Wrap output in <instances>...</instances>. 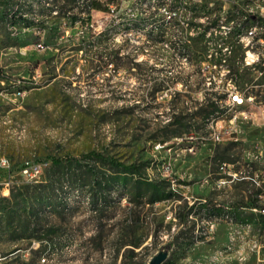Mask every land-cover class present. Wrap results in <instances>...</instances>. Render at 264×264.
Masks as SVG:
<instances>
[{"label": "rangeland", "instance_id": "374dc122", "mask_svg": "<svg viewBox=\"0 0 264 264\" xmlns=\"http://www.w3.org/2000/svg\"><path fill=\"white\" fill-rule=\"evenodd\" d=\"M157 3L0 0V159L10 163L0 167V264H151L162 253L168 254L163 264H213L228 239L223 219L235 220L250 241L264 234L255 212L241 209L256 201L255 187L236 181L219 189L216 182L226 176L225 164L237 172L264 169V156L255 154L264 150V120L255 108L264 87H250L261 86L264 75L242 66L243 48L236 46L230 65L238 85L256 96V115L241 124L238 142L204 139L225 108L212 114L210 96L196 92L211 50L202 32L191 29L213 25L212 13L200 20L203 8L261 12L264 0H179L177 7L189 12L177 18ZM159 86L173 90L153 96L151 87ZM92 151L143 164L144 176L164 181L173 196L135 206L115 189L113 206L94 212L87 188L63 184L66 214L47 213L40 229L28 218L25 187L46 184L52 173L67 176L69 169L53 168V161L66 165ZM35 166V177L24 173ZM216 218L215 238L205 242L209 219ZM48 228L57 232L54 242L43 237ZM236 236L224 263L257 264L255 254L238 260ZM131 238L143 241L134 254L122 245Z\"/></svg>", "mask_w": 264, "mask_h": 264}, {"label": "built area", "instance_id": "2783aa9c", "mask_svg": "<svg viewBox=\"0 0 264 264\" xmlns=\"http://www.w3.org/2000/svg\"><path fill=\"white\" fill-rule=\"evenodd\" d=\"M163 13L167 17H178L185 12V10L179 9V7L171 8L169 5L163 7ZM255 10L253 8L242 7H223L219 9L203 8L202 17L200 20L205 19V13H213L214 23L213 25L205 24H192V31L200 33L203 37H206V44L210 48V53L204 60V70L202 74L203 88L196 91L199 94H206L210 96V100L214 101L219 109L228 108L232 102L249 103L250 111L241 114L239 119H232L231 124H244L250 122L252 117L256 115L253 108H251V101H256V96L247 93V88L242 89L237 82L239 75L231 67V61L233 60L235 47L241 46L243 48V57L241 64L243 67H247L251 71L258 74L260 77L264 75V43H259V36H264V9ZM246 17H260V25H245ZM189 27V24L184 23ZM241 32L253 33V44H246L241 39ZM220 35V38L214 36ZM42 47V45H38ZM263 70H261V67ZM252 89L264 87V83L259 86L258 84H252ZM155 88L151 87L150 91H154ZM173 90V88H172ZM172 90H163L161 88L157 93L167 95ZM212 97V98H211ZM264 99V98H263ZM264 120V106L256 108ZM194 139V137H190ZM204 139H208L214 143H235L240 140V134H226L222 127H220V121H212L209 124V132ZM159 146V144H158ZM194 148L191 149L193 151ZM255 154H261L264 156V150L260 149ZM254 154H250L252 160ZM9 160L6 158L0 159V167H9ZM222 174H226L224 177H220L216 180L219 183V189L230 187L236 181H248L255 187L256 193V205L252 208L241 207L243 211L255 210L256 219L262 223L264 227V169L255 170L252 172L234 171L230 166L226 164L221 167ZM25 174H29L35 177L40 173L39 167L35 166L30 169L24 170ZM218 206V205H216ZM227 227V242L224 245V255L222 257H215L210 261L213 264H225L224 260L229 253V244H232V235L241 234V244L238 253H235L239 261H245L250 254L256 255L257 264H264V234H259L257 241H250L244 238V232L241 225L235 224V220L223 219ZM220 225V219H209V232L205 235V242H211L215 238V234Z\"/></svg>", "mask_w": 264, "mask_h": 264}, {"label": "trees", "instance_id": "16d2710c", "mask_svg": "<svg viewBox=\"0 0 264 264\" xmlns=\"http://www.w3.org/2000/svg\"><path fill=\"white\" fill-rule=\"evenodd\" d=\"M179 0H158V6H167L175 8L178 6ZM78 17H73L74 21H78ZM144 21V20H143ZM186 50V48H184ZM160 86L156 88L152 95L154 96L159 90ZM215 114L219 111V106L210 99L208 100ZM177 119V118H176ZM53 168L69 169L67 176L60 173H52L42 185H28L25 187L24 199L31 208L29 212V220L34 221V224L40 229L45 230V215L51 212L65 215L67 212L66 197L61 195L62 185L70 184L72 187L84 186L88 189L91 206L94 212H105L113 205V190L123 191L122 197L126 198L129 203L135 206H142L144 204H155L160 201L167 200L173 196V193L168 192L165 182H157L149 180L143 174V164H125L120 162L113 156L104 155L95 151L89 152L81 157V160H70L66 165L62 161L54 160ZM256 205L255 202L247 203L244 207L252 208ZM220 208L218 212L223 211V206H216ZM190 208L187 216L191 213ZM215 210L214 207H211ZM135 216L134 211L130 213L131 217ZM242 214H238V219L242 222L251 221L250 218L242 219ZM127 218L126 225L132 224V220ZM187 218L185 217L186 220ZM131 227V226H128ZM124 231V230H123ZM49 233V235H48ZM57 232L53 228H48L43 237L53 240ZM44 240L43 238H40ZM123 239V238H122ZM127 239V238H126ZM143 241L138 242L136 238L131 240H123V247L130 246L127 251L134 254V248L143 245ZM55 245V243H53Z\"/></svg>", "mask_w": 264, "mask_h": 264}, {"label": "bare ground", "instance_id": "6f19581e", "mask_svg": "<svg viewBox=\"0 0 264 264\" xmlns=\"http://www.w3.org/2000/svg\"><path fill=\"white\" fill-rule=\"evenodd\" d=\"M193 10H194V8H193ZM253 18H254V20H250ZM257 18L258 17H246L245 18V25H248L247 24L248 22H246V21H252L253 23L251 25H258V23L256 24V22H255V21H259V19H257ZM176 29L177 28H175V30ZM241 39L244 40V43H246V44H253V33L252 32H241ZM259 43H264V36H259ZM185 55H186V53H185ZM179 84H181V83H179ZM254 104H255V101H251V108H254V106H255ZM259 106H264V99H262L255 106V108H259ZM249 111H250V104L249 103L232 102L231 104H229L228 108H225V111H223L219 116L213 118L209 122V124H211L212 121H220V127H222V130H224V132L226 134H240L241 133V124H234V126H233V124H231V120L232 119H239L241 117L242 113L249 112ZM209 124L207 125L208 130H209ZM217 184H219V183L217 182ZM252 211L255 212V210H252ZM236 240H237L236 234L232 235V244H229V247H232Z\"/></svg>", "mask_w": 264, "mask_h": 264}, {"label": "water", "instance_id": "95a60500", "mask_svg": "<svg viewBox=\"0 0 264 264\" xmlns=\"http://www.w3.org/2000/svg\"><path fill=\"white\" fill-rule=\"evenodd\" d=\"M168 258L167 253H162L156 257H154L151 261V264H163Z\"/></svg>", "mask_w": 264, "mask_h": 264}]
</instances>
